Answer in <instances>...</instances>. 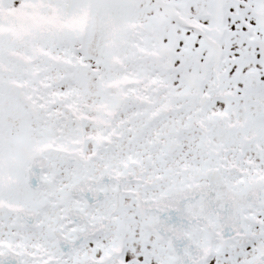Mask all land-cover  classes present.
I'll return each mask as SVG.
<instances>
[{"label": "snow or ice", "instance_id": "snow-or-ice-1", "mask_svg": "<svg viewBox=\"0 0 264 264\" xmlns=\"http://www.w3.org/2000/svg\"><path fill=\"white\" fill-rule=\"evenodd\" d=\"M0 264H264V0H0Z\"/></svg>", "mask_w": 264, "mask_h": 264}]
</instances>
